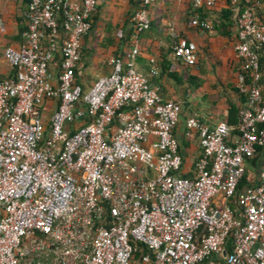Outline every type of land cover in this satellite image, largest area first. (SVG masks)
Instances as JSON below:
<instances>
[{"label":"built area","instance_id":"built-area-1","mask_svg":"<svg viewBox=\"0 0 264 264\" xmlns=\"http://www.w3.org/2000/svg\"><path fill=\"white\" fill-rule=\"evenodd\" d=\"M100 1L27 0L21 44L2 52L13 76L0 80V264H264V160L237 192L243 160L264 142L255 0H225L244 101L234 129L184 121L200 149L189 178L172 136L180 105L135 70V48L109 57V73L85 92L74 82ZM214 1L191 0L188 25L211 32L196 11ZM148 3L131 16L133 38L149 27ZM171 54L196 61L181 39ZM45 101L55 102L46 127Z\"/></svg>","mask_w":264,"mask_h":264},{"label":"crops","instance_id":"crops-1","mask_svg":"<svg viewBox=\"0 0 264 264\" xmlns=\"http://www.w3.org/2000/svg\"><path fill=\"white\" fill-rule=\"evenodd\" d=\"M26 2L0 0V80L13 76V69L3 59L2 52L6 47L17 48L21 44ZM138 2L100 1L91 14L89 31L80 41L74 82L85 92L97 78L109 73V57H123L135 48V70L147 77L163 100L180 105L172 136L182 162L180 175L189 178L193 176V163L200 155V149L195 134L191 138L183 136L184 121L195 116L209 128L223 123L234 129L243 105L244 98L235 89L240 61L232 49L236 40L232 11L225 0H215L211 9L199 10L203 19L215 25L207 32L188 25L192 16L191 0H149V27L133 38L131 16ZM226 9L231 11L229 23L221 18ZM254 10L256 20L264 25V0H255ZM177 39L193 47L194 65L186 66L172 56V44ZM151 69L155 72L152 75ZM261 94L264 101V86ZM54 105V101H45L42 105L41 119L45 127ZM258 148L254 183L264 160V142Z\"/></svg>","mask_w":264,"mask_h":264},{"label":"trees","instance_id":"trees-1","mask_svg":"<svg viewBox=\"0 0 264 264\" xmlns=\"http://www.w3.org/2000/svg\"><path fill=\"white\" fill-rule=\"evenodd\" d=\"M27 4V2H26ZM254 10V7H253ZM255 12V10H254ZM195 13L192 9H191V15ZM197 15L199 16V18L203 19V16L201 15V12L199 10L196 11ZM255 14V13H254ZM230 16H231V11L229 9L223 10L222 11V16L221 18H223L227 23L230 22ZM255 16V15H254ZM91 17V16H90ZM256 19V16H255ZM234 23V22H233ZM214 24L212 23V28H214ZM258 54V64L259 66H264V50H259L257 52ZM240 70L238 72V74H240ZM264 86V85H263ZM262 86V87H263ZM242 98H244L242 95H240ZM261 102L264 104V101L262 99V94H261ZM81 124H86L88 122V120L82 119ZM259 148L255 149L254 154L250 157V158H246L243 160L242 162V167H243V174L237 184V192L241 191L242 189L252 185L254 183V178H255V174H254V170L257 166V151ZM232 207V205H231ZM231 247L229 244H227V246L225 247V251L226 252H230Z\"/></svg>","mask_w":264,"mask_h":264},{"label":"water","instance_id":"water-1","mask_svg":"<svg viewBox=\"0 0 264 264\" xmlns=\"http://www.w3.org/2000/svg\"><path fill=\"white\" fill-rule=\"evenodd\" d=\"M222 254H224V252H222Z\"/></svg>","mask_w":264,"mask_h":264}]
</instances>
